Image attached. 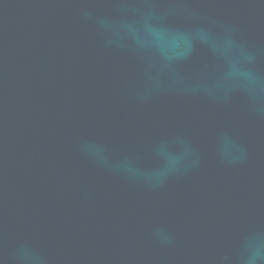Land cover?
<instances>
[{"label":"water","instance_id":"water-1","mask_svg":"<svg viewBox=\"0 0 264 264\" xmlns=\"http://www.w3.org/2000/svg\"><path fill=\"white\" fill-rule=\"evenodd\" d=\"M0 264H264V0H0Z\"/></svg>","mask_w":264,"mask_h":264}]
</instances>
